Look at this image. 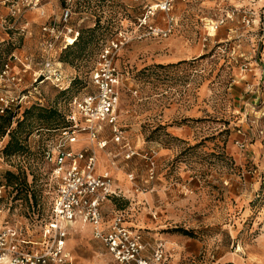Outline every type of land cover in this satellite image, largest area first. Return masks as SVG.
Returning <instances> with one entry per match:
<instances>
[{
  "label": "rangeland",
  "instance_id": "rangeland-1",
  "mask_svg": "<svg viewBox=\"0 0 264 264\" xmlns=\"http://www.w3.org/2000/svg\"><path fill=\"white\" fill-rule=\"evenodd\" d=\"M155 1L45 0L46 17L28 11L7 31L0 66L13 51L31 57L35 66L21 86L39 100L38 109H56L58 116L46 126L38 115L47 113L35 109L22 134L25 149L4 156L0 145L2 217H45L53 186L41 149L74 100L91 90L100 48L120 29L133 31L135 17ZM65 7L71 10L66 22ZM243 12H253L255 22L244 25ZM172 15L177 24L169 36L131 40L116 58L122 75L117 125L135 155L124 159L122 144L103 129L107 144L95 149L96 170L110 173L118 194L103 211L107 219L114 211L125 214L144 256L162 242L160 264H264V0H176ZM152 22L163 27L164 15L156 12ZM44 26L61 35L47 37ZM63 37L68 45L75 42L65 62L58 51ZM47 41L54 43L50 52ZM47 58L61 63L62 83H33ZM144 153L154 155L152 179ZM7 172L17 176V186L7 183ZM68 237L73 264L113 263L90 225H73Z\"/></svg>",
  "mask_w": 264,
  "mask_h": 264
},
{
  "label": "built area",
  "instance_id": "built-area-1",
  "mask_svg": "<svg viewBox=\"0 0 264 264\" xmlns=\"http://www.w3.org/2000/svg\"><path fill=\"white\" fill-rule=\"evenodd\" d=\"M175 1L156 0L153 4H145L135 17L133 31L120 29L100 48L89 75L91 90L74 100L71 109L65 114L68 126L42 149V158L49 165L53 186V196L45 217L37 214L31 221L11 219L5 215L2 217L6 206L0 205V264H73L67 239L73 225L79 222L91 226L93 237L104 245L114 264H160L164 261L166 251L162 242L155 245L150 257L143 255L144 244L140 235L126 224L123 212L116 211L110 219L104 218V203L118 194L110 173L97 172L95 149L106 147L107 141L102 137V132L108 127L111 139L122 144L124 159L135 155L117 125L116 107L122 75L115 61L119 51L131 40L150 35L162 38L169 36L177 24L172 15ZM44 5L45 0H0V7L5 8V13L0 14V34L8 35L7 31L24 20L28 11H34L41 18L46 17ZM156 12L164 15L163 27L152 22ZM70 15L71 10L63 8L64 22ZM231 15L233 12L227 17ZM241 17V22L246 26L255 22L253 12H243ZM223 21H216L212 29L216 30ZM28 25L25 21L22 29ZM140 28L143 32H140ZM42 29L48 33L47 37L57 39L56 30L54 34L52 28L44 26ZM57 33L61 35V32ZM66 40L63 37L58 45L59 52L68 45ZM2 42L4 38L0 36V44ZM53 44V41H47L45 50L50 52ZM33 66L35 63L28 55L13 51L6 57L0 66V114L12 111L16 118H21L25 109L37 104L39 100L31 90L21 86L25 74ZM60 68V62L45 59L38 72L34 71L37 76L33 83L37 80L62 83L64 78ZM70 81L67 80L66 84ZM133 93L136 94V90ZM141 157L149 161L148 176L152 179L154 155L144 153ZM128 177L133 179L132 174ZM4 188V184H1L0 202ZM6 213H10L9 207Z\"/></svg>",
  "mask_w": 264,
  "mask_h": 264
},
{
  "label": "trees",
  "instance_id": "trees-1",
  "mask_svg": "<svg viewBox=\"0 0 264 264\" xmlns=\"http://www.w3.org/2000/svg\"><path fill=\"white\" fill-rule=\"evenodd\" d=\"M72 45H66V47H64L60 51V53L61 52L63 53L62 61L65 62L67 60L65 57L69 55V49H70L69 47H71ZM71 82L72 80L70 81V83ZM37 107H38L37 104H34L30 106L29 108L25 109L22 113L21 118H16V114L12 111L6 112L5 114H0V145L6 134H7L6 138H8V140L3 141L1 145L2 154L4 156H12V155L22 152L25 149V145L23 144L24 140H23L22 134L25 133V127L27 124L30 123V119L33 116L34 110L38 109ZM38 110L44 111L45 113H47L46 116L38 115L39 119H41V117L44 118L46 126L51 125L52 121L56 119V117L58 116L57 110L53 108L44 109V110L39 108ZM62 120H63V125L61 126V128L58 129L57 134L60 130L68 126V123L65 119V114ZM42 149H41V154H42ZM6 177H7V183L9 185L17 186V184H15L17 176H15L12 172H7ZM181 231L183 234L188 233L185 230H181Z\"/></svg>",
  "mask_w": 264,
  "mask_h": 264
},
{
  "label": "crops",
  "instance_id": "crops-1",
  "mask_svg": "<svg viewBox=\"0 0 264 264\" xmlns=\"http://www.w3.org/2000/svg\"><path fill=\"white\" fill-rule=\"evenodd\" d=\"M5 13V8H3V7H0V14H4ZM0 36L1 37H3L4 39H6L7 37H8V35H6V34H4V33H2V34H0ZM109 201V200H108ZM106 203V202H105ZM105 203H104V205H105ZM104 205H103V208H104ZM102 208V209H103ZM116 211H114V212H112L111 213V215H110V217L108 218V219H110L111 217H112V215L115 213ZM103 213H104V218L105 219H107V215H105V210L103 211ZM79 224L80 225H82V223L81 222H79ZM69 235H70V232H69ZM69 238V237H68ZM67 241H68V239H67ZM67 247H68V245H67ZM69 249V248H68ZM70 250V249H69ZM71 251V250H70ZM73 262H74V259H73ZM112 264H114V261L112 260Z\"/></svg>",
  "mask_w": 264,
  "mask_h": 264
},
{
  "label": "bare ground",
  "instance_id": "bare-ground-1",
  "mask_svg": "<svg viewBox=\"0 0 264 264\" xmlns=\"http://www.w3.org/2000/svg\"><path fill=\"white\" fill-rule=\"evenodd\" d=\"M80 144V143H79Z\"/></svg>",
  "mask_w": 264,
  "mask_h": 264
}]
</instances>
